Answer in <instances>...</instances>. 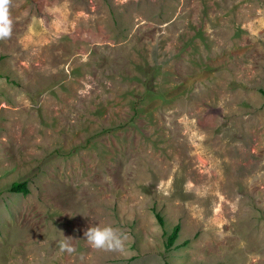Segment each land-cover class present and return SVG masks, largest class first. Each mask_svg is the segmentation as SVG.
<instances>
[{"label": "rangeland", "instance_id": "374dc122", "mask_svg": "<svg viewBox=\"0 0 264 264\" xmlns=\"http://www.w3.org/2000/svg\"><path fill=\"white\" fill-rule=\"evenodd\" d=\"M10 14L0 264H264V0H12ZM23 182L28 196L10 192ZM93 226L121 229L126 251L92 248Z\"/></svg>", "mask_w": 264, "mask_h": 264}, {"label": "clouds", "instance_id": "9594fccd", "mask_svg": "<svg viewBox=\"0 0 264 264\" xmlns=\"http://www.w3.org/2000/svg\"><path fill=\"white\" fill-rule=\"evenodd\" d=\"M12 0H0V40H7L13 33V20L10 14ZM88 244L100 251L117 252L123 254L126 251L128 235L119 228L112 226H93L89 227L84 233ZM71 238L65 237L60 243L61 252L72 253L75 248L68 241Z\"/></svg>", "mask_w": 264, "mask_h": 264}, {"label": "trees", "instance_id": "16d2710c", "mask_svg": "<svg viewBox=\"0 0 264 264\" xmlns=\"http://www.w3.org/2000/svg\"><path fill=\"white\" fill-rule=\"evenodd\" d=\"M263 94H264V92H263ZM10 192L22 194L24 196H28L30 194V189H29L28 184L26 182L14 183L10 188ZM157 217H158L159 222L161 224H163L164 220L159 215ZM179 232H180V226L178 225L173 229L172 234L168 238V243H167L168 248H171L174 245L175 241L179 237Z\"/></svg>", "mask_w": 264, "mask_h": 264}]
</instances>
